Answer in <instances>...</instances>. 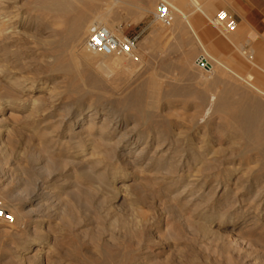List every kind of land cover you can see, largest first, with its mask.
Wrapping results in <instances>:
<instances>
[{"label":"rangeland","instance_id":"1","mask_svg":"<svg viewBox=\"0 0 264 264\" xmlns=\"http://www.w3.org/2000/svg\"><path fill=\"white\" fill-rule=\"evenodd\" d=\"M106 1H100L97 12L109 15V24L118 38H137L134 56H115L122 58V66L104 72L98 70V64L107 59L89 53L93 68L83 73L79 91L71 94L66 92L70 76L53 69L61 52L58 43L63 26L59 19L38 10L35 0L5 3L7 10L20 14V22L28 27L21 28L26 33L17 45L13 43L16 46L9 44L20 59L18 63L12 52L6 55L0 50V201L13 214L14 210L32 208L25 187L43 184L48 193L43 200L44 222L38 227L42 236L39 238L45 243L36 246L27 241L26 225L35 226L28 217L13 226L0 221V264H264V205L258 207L252 202L256 191L264 187V176L248 191L250 176L264 175L258 165L237 157L234 166L239 168L229 179L218 164L210 169L212 175L205 171L208 176L204 172L202 178L197 176L198 180L192 182L194 175L168 174L174 170L169 162L151 165L154 140L142 148L148 134L153 136L159 131L164 138L167 134L173 139L188 135L197 145L213 140L215 149L227 151L222 154L237 149L229 140L231 129L226 112L211 108L207 114L209 98L218 92L231 95L234 91L232 95L237 98L247 93L234 74L233 65L241 61L247 65V69L240 70L242 74L253 70L257 77L264 76V70L248 59V54H252V59L260 64L256 58L258 49L252 45L234 48L227 59L204 47L190 59L178 53L183 47L171 31L179 18L177 13L170 27L154 15L162 0H136L135 6H128L130 10H125V5L124 9L108 7ZM148 1L150 11L142 12ZM195 1L193 8L200 4ZM124 10L127 14L131 11V17ZM185 15L189 20V15ZM219 16L223 17L220 26L212 21ZM91 19L86 20L87 26ZM208 20L226 39L233 32L231 20L219 12L208 14ZM87 35L76 45L77 53L89 52L84 46ZM1 46L2 40L0 49ZM200 55L207 57L210 68L196 64ZM7 75L19 79L25 76L36 84L37 91L27 92L10 84ZM140 99L156 103L151 107L153 118L149 124L141 120V111L135 107ZM34 101L40 107L39 113L32 110ZM52 101L53 112L42 115ZM89 108H95L101 118L111 114L127 117L129 127L135 134L143 133V139L129 155L122 150L117 158L91 165L86 171V162L79 163L80 157L74 156L72 147L66 143L52 145L47 139L60 136L64 130L58 129V118L64 110L78 115L88 113ZM188 168L196 167H183L185 171ZM119 189L121 198L115 201ZM203 229L208 233L204 234Z\"/></svg>","mask_w":264,"mask_h":264},{"label":"bare ground","instance_id":"2","mask_svg":"<svg viewBox=\"0 0 264 264\" xmlns=\"http://www.w3.org/2000/svg\"><path fill=\"white\" fill-rule=\"evenodd\" d=\"M6 1L7 0H0V42L2 40V46H1L2 49H0V50H1V53L3 52L6 55H8L12 52L13 60L16 63H18L20 61V59H19V57H17V55H16L17 53H13V50H11V48H10L11 45H9V44L11 43L13 45V43H16V45H17V42L26 33V31L24 32L21 28L28 27V24H24V23L20 22V20H19L20 14L19 15L17 13L13 14L14 12L12 13L9 10H7ZM100 1L101 0H35V4H36L35 7L38 10L47 11V12L51 13L52 15H54L56 18L59 19L60 24L63 26L62 38L60 37L61 38L60 42L59 43L57 42L58 46L62 50L61 49L59 50L61 52L59 53V55L56 58L55 64L53 65V69L63 71L70 76V78H71L70 82L71 83L69 84V86L66 89L67 93L71 94V93L78 92L79 91L78 86L83 81V73L85 71H90V69L93 68V61L91 60L92 56H91V54H89L91 52H88V53L86 52V53L80 54L79 52L77 53V51L75 50L76 45L79 44L82 41L83 37L88 34L90 27L93 25H96V24L102 25V26L106 27L107 29H109L113 34H115L111 28V25L109 24V15L107 13L97 12V10L100 8ZM162 1H166L170 5L172 10H174V13L175 14L177 13L179 18L187 19V16L185 15V12H184V10L182 8V4H181V1L183 2V0H162ZM135 2H136V0H107L106 4L108 5V7H111V6H121L122 7L123 5H125L126 6V7H124L125 10H130L128 8V6H133V5L135 6V4H134ZM190 3L191 2H188V3L186 2V4H188V5ZM194 3H196V1ZM150 4H151V1H148L147 5H146L148 7L143 8L144 11H142V12H149L150 8H151ZM115 9H116V7H115ZM198 9H199V7H198ZM125 10H124V13L127 15V17H128V15H129V17H131L130 12L133 10L131 9V11H129V14H127L128 11L126 12ZM151 10H153V9H151ZM110 11L111 10H109V12ZM201 12H202V10H201ZM133 13H134V11H133ZM156 13H157V11L154 13V15ZM89 18H92V19H91L89 25L87 26L86 20ZM207 18H208V16H207ZM221 20H223V17L219 16L212 21L215 25L220 26ZM16 45H13V46H16ZM54 51H55V49H54ZM259 51H261V50H259ZM93 56H94V54H93ZM103 57H105L104 59H107V60H104L100 64H98L99 69L98 68L97 69L100 71L111 72L112 70L119 67L120 65L122 66V64H123L122 58H114L115 56H103ZM252 58H253V55L248 54V59L250 60L251 64L253 66L258 67L259 69L264 70V64H262L264 62V52H260L257 54L256 58L260 64H258ZM2 59L6 60L7 56L6 57L3 56ZM23 62H24V60H23ZM234 63H235L233 65V67L235 68L234 74H236L237 78H239V80L241 82H243L244 85H242V84L241 85H242V87L243 86L246 87L248 92L243 94L242 96L238 95L239 96L238 98L235 97V95H232L234 91H232V93H231L232 96L228 93L224 94V93L220 92V94H219V92L218 93H212L211 92L212 95H210V98L208 97L209 102H210V108H208L207 114H209V111L211 110V108H213L215 111L222 110L223 112H226L227 119L226 118L225 119L227 120V125L231 129L230 134H229V140L234 144V146H237V149L233 148V150H231L229 153L222 154V152L224 150L218 151L217 149H215L213 146V143H214L213 140L203 141L202 144L197 145L196 143L191 142V139H189L188 135L182 136L183 135L182 134V135H179L178 137H175L174 139H173V137H171L172 138L171 139L170 138L171 135H169V134H167L166 136L164 135L165 136V138H164L163 135H161V133L159 131H156L153 136H152L153 133L148 134V136H147L148 141H147V143H145V146L142 147L143 149L146 147H149L148 146L149 142H151L153 140L156 142L155 148H154L153 152H151L150 158H149L152 166L155 167V166H158L159 164H161L163 162L164 163L169 162L170 163L169 165L170 166L172 165V168L174 170L168 171V174L172 173V172L176 173V174H180L181 172H185L188 175L191 174V175L195 176V179L190 180L192 182L194 180L195 181L198 180V178L196 179L197 176H200V178H202L205 171L206 172L209 171L208 175L211 174L210 171L213 170L212 168H215L214 166H217L218 164L222 165L221 171L229 179L231 176L234 175V172L237 171V169L239 168V167L234 166L235 160H236L235 158H237V157L245 160L244 162L255 163L256 165H258L257 169L264 172V76L260 75L257 77L253 73V70H248L246 72L244 71L245 74H242V72H240V70L247 69V65L242 63L241 61L240 62L235 61ZM23 64H25V63H23ZM206 68H210V66L206 67ZM122 75H124V74L122 73ZM128 75H129V73H128ZM5 78H8V80L10 81V84L17 85V86L21 87L22 90H24V91H27V92L37 91V89L35 88L36 84H33L34 82H32L28 79L26 80L25 76H24L25 80H23L24 79L23 77H22L23 79H19L21 77L17 78L15 75H10V76L5 77ZM244 87H243V89H244ZM228 88H230V87H228ZM246 88H245V90H246ZM223 89L226 90V88H223ZM225 90L223 92H225ZM230 90H231V88H230ZM56 92H58V91H56ZM59 92H61V91H59ZM64 95L65 94L63 93V96ZM53 97H58V96L54 95ZM54 104L55 103L53 102L48 108H45L44 110H42L43 111L42 115H48L51 112H53L52 108L54 107ZM134 104H135V107H137V109L139 108V110L141 111L139 114L141 120L144 121L146 124L147 123L149 124L153 118L152 117L153 114L151 113V107H153L154 105L156 106V103L154 104V101H152V100L144 103V101L140 99L139 102H136ZM33 109L35 111H37L38 113L40 112L39 111L40 107H38V105L35 101H34V105L32 107V110ZM89 109L90 110L88 111V113L84 114L83 112H81L78 115L72 114L70 110H66V111L64 110L65 112L63 111L61 114V117L58 118L60 120L58 129H61L62 127H64V130H62V132H60L61 133L60 136L47 139V140H49V142L51 144L53 143L52 145L60 144V143H66L69 145V147H72V149H74V151H75V152H73L75 154L74 156L80 157V159H78L79 163L86 162V167H87L86 171L90 170L91 165L92 166L93 165L99 166L100 164H102L107 159L111 160V159L117 158L118 152H121L122 150H127L126 153H128V155H129L131 153V151L135 148L136 144L143 139V133H139V134L136 133L135 134V130L131 129L129 127V124H128L129 120L127 119V117L126 118H124V117L120 118L119 116L114 117V114H111L109 116H107V114H106L107 117L101 118L100 114L97 112V110L95 108H89ZM110 111H111V109H110ZM44 119L46 121L47 117ZM46 122H48V121H46ZM224 124H226V123H224ZM46 125L47 124H44L43 126H46ZM228 126H227V128H228ZM36 127H37V125H36ZM222 127H224V126H222ZM37 128H39V125ZM225 129H226V127H225ZM224 132L225 133L227 132V134H228V131H224ZM200 135H202V134H200ZM44 136H46V134ZM115 137H117V138H115ZM114 138L116 140L112 143V140H114ZM182 142H183V146H181ZM72 149H70V150H72ZM142 152L143 151L141 150L140 153H142ZM225 152H227V151L225 150ZM225 152H223V153H225ZM87 153L89 154V156L86 157V155H88ZM43 156H44V154H43ZM74 161L75 160H73V162ZM185 164H189V165L191 164L192 166H195L196 168H194L192 170L190 168H188V170L185 171L184 170L185 168L183 169ZM166 165H168V164H166ZM203 167L204 168L206 167V168L201 170V168H203ZM210 169H212V170H210ZM80 173H82V172H80ZM192 173H195V174H192ZM213 174H214V172H213ZM252 174H254V173H252ZM205 175H207V173L204 174V176ZM252 176H250L251 178H250V180H248V181H250V186H248V191H251L253 189L254 185L257 184L259 179L264 175L258 174L254 178ZM74 184H75V182H74ZM262 187L256 191L257 194L254 196V199L252 200V202H254L258 207L261 205H264V194L263 195L261 194V193H264V187L263 188ZM46 188H48V187L46 186ZM46 188L43 186V184H36L33 188H31V186L25 187L24 190L29 195V198L27 201H28V203H30L32 205V208L25 210V211L23 209L21 212L15 211V210L12 211L13 215L15 217V221H16L14 225L18 224V222L21 218H26V217L30 218V222L35 223V226L26 225L27 227H25V228H27V229H26V235L25 236H27V238H28L27 241L30 242V244L33 242L34 243L33 245H36V246H41L43 243H45L42 241L43 240L42 238H39V236H40L39 233L41 231L39 232L38 227L44 222V220H43L44 218H42V217H44L45 214H43L42 208L44 207L43 203L45 201L43 202V200L45 197V193H48V192H45ZM98 189H99V187H98ZM193 189H195V188H193ZM198 190H200V189H198ZM119 191H120V189L117 192H115L116 196H114V198H113L115 201H118L121 198V196H118ZM224 191L225 192L227 191V187L224 189ZM5 199H8V197ZM9 201H11V200H9ZM70 217H71V215H70ZM64 219L66 220V218H64ZM77 222H78V220H77ZM71 224H69V225H71ZM205 230H204V234H206L205 232H207V230L206 231ZM40 237H42V236H40ZM38 250H40V249H38ZM40 258H41V256H40Z\"/></svg>","mask_w":264,"mask_h":264},{"label":"crops","instance_id":"3","mask_svg":"<svg viewBox=\"0 0 264 264\" xmlns=\"http://www.w3.org/2000/svg\"><path fill=\"white\" fill-rule=\"evenodd\" d=\"M185 1L191 3L188 5ZM193 1H181L189 20L176 19L171 30L179 46L183 47L178 53L191 59L204 47H209L219 57L228 59L234 48L244 49L251 45L261 50L258 53L264 52V0H196L200 2L199 9L197 6L193 8ZM209 11L211 14H223L234 24L233 32L227 39L208 24Z\"/></svg>","mask_w":264,"mask_h":264},{"label":"built area","instance_id":"4","mask_svg":"<svg viewBox=\"0 0 264 264\" xmlns=\"http://www.w3.org/2000/svg\"><path fill=\"white\" fill-rule=\"evenodd\" d=\"M155 17L164 26L170 27L174 21V10L166 1H160ZM231 24L234 26L233 23ZM84 46L87 51L97 55L132 57L137 47V38L127 36L118 38L106 27L96 24L90 27ZM195 62L202 67L211 66L205 55L198 56ZM0 221L9 226H13L16 222L14 215L2 201H0Z\"/></svg>","mask_w":264,"mask_h":264}]
</instances>
